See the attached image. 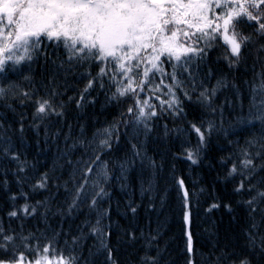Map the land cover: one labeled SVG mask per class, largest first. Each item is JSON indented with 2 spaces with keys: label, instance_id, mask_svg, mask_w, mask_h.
Instances as JSON below:
<instances>
[{
  "label": "snow or ice",
  "instance_id": "6c2138e0",
  "mask_svg": "<svg viewBox=\"0 0 264 264\" xmlns=\"http://www.w3.org/2000/svg\"><path fill=\"white\" fill-rule=\"evenodd\" d=\"M217 47H223V59L229 68L242 63L248 50L255 53L257 60L264 59V0H0V77L3 81H8L9 74L21 75L25 65L30 68L41 59L56 70L50 80L54 86L43 95L35 87L17 91L19 84L0 81V99L11 95L21 106L28 103L33 106L29 126L37 135L43 126L45 143L50 133L44 121L53 115L63 117L69 102L77 107L86 100L94 104L96 98L91 97V92L96 91L97 95L104 93L106 102L123 104L118 120L95 129L91 135L82 125L78 136L73 137L69 132L64 135L63 148L58 146V158H64L70 169L69 179L63 184L71 196L66 208H58L57 212L63 217L79 213L82 207L88 209L85 219L77 225L78 234L71 236V244L65 240L64 246H60V232L54 231L51 236L43 231L40 235L32 231L25 234L22 223L17 231L11 226L4 227L0 221V264H81L82 255L76 249L89 236H94L98 242L94 245L96 251L105 254V264H119L107 242L112 235L109 209L102 206L110 196L107 188L111 179L110 161L105 157L112 151L113 144L119 142L121 125L126 131L132 128L134 133L143 132L146 136L160 117L179 119L185 116L181 95L189 101L195 95L197 102L214 114L213 98L226 81L220 78L215 85L209 86L206 81H210L212 69L209 67L202 77L200 69ZM57 73L64 77L60 83L56 82ZM73 75L85 81L83 88H78L76 95L67 96V100L59 99L74 87L68 83ZM259 75L262 77L259 91L264 93V72ZM23 79L32 81L31 76H23ZM252 92L247 114L241 106L240 114L229 128L254 126L256 121L264 124V96L258 101L257 88L253 87ZM18 115V131L23 136L27 117L24 113ZM0 129L4 133L0 137V154L16 163L15 174L20 185L19 192L8 196L13 202L6 212L9 221L35 216L41 208L44 212L40 215L46 218L50 211L49 198L32 203L30 193L23 190L28 180L25 171L35 165H30L26 154L21 158V151L15 149L7 135L8 129L2 124ZM165 129L167 132L166 124ZM188 131L197 137V144L185 149L186 159L193 164L199 162L213 131L223 132L225 139L234 134L223 127V121L219 128L215 121H208L207 127L204 121L190 122ZM60 134L58 129L51 134V139L57 140ZM228 143L239 145V141L228 140ZM132 148L133 157L145 158L137 145L133 144ZM146 158L154 175L162 164ZM226 159L232 160L227 175L234 180L239 176L233 192L248 197L242 203L253 220L247 230L250 252L258 250L264 257V235L257 237L253 231L257 228L254 214L260 211L264 215V175H261L264 173V136L246 139L237 152L221 158V163ZM130 163L135 160L119 162L122 175ZM59 180V176L42 172L29 186L30 191H47L49 184L54 182L58 188ZM69 183L73 185L71 189L67 188ZM174 183L182 220L190 225L193 193L183 177H174ZM152 191L151 180L147 188L142 182V195ZM21 198L24 203L16 204ZM132 205L133 201L129 200L127 206L135 215L137 208ZM224 206L231 210V205ZM217 207L220 205L214 203L209 211ZM92 212L94 220L88 218ZM106 219L108 223L104 222ZM129 235L136 238L130 230ZM186 237V252L193 254L195 248L190 230L186 231ZM147 239L150 243L155 237L149 234ZM140 260L141 264H158L157 257L147 253ZM187 264H194V261L190 258ZM214 264H253V260L249 254L221 251Z\"/></svg>",
  "mask_w": 264,
  "mask_h": 264
},
{
  "label": "trees",
  "instance_id": "16d2710c",
  "mask_svg": "<svg viewBox=\"0 0 264 264\" xmlns=\"http://www.w3.org/2000/svg\"><path fill=\"white\" fill-rule=\"evenodd\" d=\"M223 53V47H217L209 54L206 64L201 65L200 69L201 77L209 67L212 69L213 75L210 81H206L209 86L215 85L216 80L220 78H224L226 81L225 86L219 88L213 98V107L216 108L214 114L210 109L198 103L195 95L191 101L181 95L186 115L179 119L166 115L160 117L153 122V129L146 136L143 132L136 134L132 128H128L126 131L124 125L120 126L119 142L113 144L112 151L105 157L110 161L111 179L107 184L110 196L102 203L104 208L109 209L108 215L112 223V235L107 242L119 264H141L140 258L146 253L149 256L157 257L158 264H187L190 258L194 264H214L218 255L213 252L212 254L205 252V244H210V242L215 246H220L223 251L239 254L237 245L239 241H242L244 231L247 233L246 229L250 228L253 220L249 216L247 206L242 203L248 197L233 192L239 176H236L234 180L227 175L232 160L226 159L224 163H221V158H227L230 154L237 152L238 147L243 146L245 140L250 138L249 131L254 135H264V124L259 121L254 122V126L229 128L235 117L240 114L241 106L244 114H247L253 87L257 88L258 101L261 96H264V93L259 91L262 79L259 73L264 72V59L257 60L255 53L248 50L245 52L242 63L229 68L223 59ZM55 71L52 64H45L41 59L39 62L33 63L30 68L25 65L21 75L9 74L8 81L19 84L17 91L30 90L35 87L39 90V94L43 95L54 86L50 80ZM23 76H31L32 81L23 79ZM63 79V74L57 73L56 82L60 83ZM0 81H3L2 77H0ZM8 81H3V83L6 84ZM68 83L74 87H71L67 94L59 99L67 100V96L76 95L77 89L83 88L85 81L77 79L73 75L69 77ZM91 97L96 98L94 104L88 103L86 100L81 107H77L74 102H69L65 107L63 117L53 115L44 121L48 125L50 133L48 143L44 142L43 126L40 128L39 135L29 126L33 112V106L30 103L21 106L11 95L7 99H0V124L8 129L7 135L11 137L15 149L21 151V158L24 159V154H26L30 165H35V168L29 166L25 171L28 180L24 184L23 190L30 193L32 203L48 197L50 206L46 218L40 215L44 212V209L41 208L35 216L22 219L13 218L9 221L6 212L13 202L8 200V196L11 193L19 192L20 185L17 184L15 174L16 163L0 154V221L3 222L4 227L13 226L19 231L22 223L25 234L29 231L37 233L38 228H41L48 236H51L54 231L60 232L59 237L62 239L63 236L64 241L68 240L69 244H71V236L78 234L77 225L85 219L88 209L82 207L79 213L63 217L57 212L58 208H66L71 196L63 184V181L69 179L70 169L65 165L64 158H58V146L63 148L65 134L70 132L73 137H76L83 125L86 133L91 135L95 129L105 127L114 119L118 120L119 113L123 111V104L106 102L102 92L97 95L96 91H92ZM20 113H24L27 117L23 136L18 131V114ZM201 121L205 122V127H207L208 121H215L217 128L223 121V127L234 134H230L225 139L223 132L213 131L207 146L199 157V162L193 164L186 159L185 149L193 148L197 144V137L195 133L189 132L188 128L190 122L199 124ZM176 128H180L182 131L178 132L175 130ZM58 129L61 134L54 141L51 139V134L56 133ZM3 134V129H0V137ZM37 140H39V144H37ZM228 140L239 141V145L236 143L230 145ZM222 142L226 143L225 149L221 146ZM133 144L141 150L144 159L133 157ZM146 157H151L158 165L162 164V167L155 170L154 175ZM128 159H134L135 163H130L127 171L122 175L118 164ZM177 161L197 172L198 176L194 181L176 166ZM45 171L53 176H59L60 186L57 188L55 186L57 182H54L49 184L47 191L41 189L31 192L29 186L34 183L40 173ZM208 174L214 175V177L208 178ZM174 177H183L187 187L193 193L190 225H185L182 220ZM149 180L153 182V191L145 192L142 195V182L143 186L147 188ZM5 182L7 183L5 184ZM72 187L71 183L67 185L68 189ZM202 189L203 191H201ZM149 196L152 197L151 201ZM161 197L164 199L161 200ZM3 198L8 200L9 206L2 205ZM129 200L133 201L132 206L137 208L135 215L127 206ZM15 203L23 204L24 200L21 198ZM214 203L219 204L220 207L211 208L209 211L210 205ZM149 204H152L153 207H149ZM226 204L231 205V210L224 206ZM194 206L196 207L193 209ZM171 211L174 214H169ZM153 215L156 219L152 217ZM254 216L256 224L264 223V215L260 211H257ZM88 218L94 220L95 213L92 212ZM104 222L108 223L109 220L106 219ZM129 230L135 233V239L130 237ZM188 230L193 234L195 248L193 254L186 252V231ZM106 231L108 230L106 229ZM65 233L71 235H65ZM119 234H125L128 237V245L120 241ZM149 234L155 237V240L150 243L147 239ZM255 234L259 237L257 232ZM97 244L94 236H89L81 242V245L76 249L77 253L82 255L81 264H84V261H87V264H105V254L96 251L94 245ZM251 255L255 264H264V257L259 254L258 250Z\"/></svg>",
  "mask_w": 264,
  "mask_h": 264
},
{
  "label": "bare ground",
  "instance_id": "6f19581e",
  "mask_svg": "<svg viewBox=\"0 0 264 264\" xmlns=\"http://www.w3.org/2000/svg\"><path fill=\"white\" fill-rule=\"evenodd\" d=\"M250 133L248 134V136L251 138V137H253V136H255V137H257V138H259V137H261V135L259 134V135H254V134H252V132L251 131H249ZM262 136H264V135H262ZM221 146L225 149V147H226V143H224V142H222L221 143ZM234 150H236V149H234ZM176 166H178V168L179 169H182V171H184L185 173H186V176L189 178V179H192L193 181L195 180V178L198 176V174H197V172H195V171H193V170H190V169H188L186 166H184V165H182V164H180L178 161H177V163H176ZM212 174V173H211ZM211 174H208V178L210 177V178H212V177H214V175H211ZM261 175H264V173H262ZM2 205L3 206H6V205H8V200L7 199H2ZM9 206V205H8ZM196 206H194L193 207V209L195 208ZM172 211L171 212H169V214H171L172 215ZM174 214V213H173ZM154 219H156V217L153 215L152 216ZM23 223H24V220L22 221ZM257 225V228L256 229H253V231L256 233L257 232V234H258V236H260V235H264V223L263 222H259V223H257L256 224ZM12 228H14L13 226H12ZM176 229L178 230V227H176ZM38 230L39 231H37V235H40V233H41V231H43L41 228H38ZM247 230H249V229H246V231ZM62 239H63V241H62ZM62 239L59 237V244H60V246L62 247L64 244H63V242H64V237L62 236ZM119 239H120V241L123 243V244H125V245H128V237L125 235V234H119ZM205 252L206 253H208V254H212V252L213 253H215V254H217V255H220V253H221V251H223V249H220V246H215L214 245V243H212V242H210V244H205ZM237 247H238V250H237V252L239 253V254H249L250 255V259H252V253L249 251V249H248V237H247V233L244 231V233H243V239H242V241H239V243H238V245H237ZM225 252H228V251H225ZM229 253H233V252H229ZM253 264H255L254 263V261H253Z\"/></svg>",
  "mask_w": 264,
  "mask_h": 264
}]
</instances>
